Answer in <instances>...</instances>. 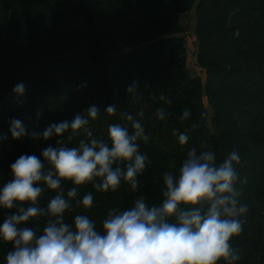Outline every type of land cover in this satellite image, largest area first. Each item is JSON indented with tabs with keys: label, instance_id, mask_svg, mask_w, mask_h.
I'll return each instance as SVG.
<instances>
[{
	"label": "trees",
	"instance_id": "obj_1",
	"mask_svg": "<svg viewBox=\"0 0 264 264\" xmlns=\"http://www.w3.org/2000/svg\"><path fill=\"white\" fill-rule=\"evenodd\" d=\"M192 3L0 0V136L6 137L0 140V190L13 178L10 166L21 155L43 161L42 150L56 147L58 140L74 146L86 139L82 131L71 142L70 130L48 140L33 138L32 132L86 116L95 105L100 116L88 127L94 137L107 139L108 125L126 124L121 113H131L149 136L139 142L149 162L138 177V190L122 183L116 192L101 193L91 184L62 182L65 195L78 187L76 199L89 192L94 197L90 209L81 205L66 211V222L87 214L101 229L111 208H130L138 196L159 205L163 173L178 168L190 148L212 150L218 161L237 150L239 178L247 179L245 184L238 180L237 187L249 211L240 217L242 233L231 241L240 255L235 264H264V0H197L193 62L200 71L194 74L187 66L186 28L179 19ZM196 72L204 74L203 85ZM18 83L26 86L19 101L13 92ZM132 85L135 93L127 91ZM134 95L138 99L132 100ZM160 95L172 103L160 101ZM109 105L117 108L112 117L105 113ZM159 107L169 113L164 121L153 115ZM185 109L191 115L181 121ZM141 110L143 117L138 116ZM13 119L23 122L28 135L12 138ZM179 133L188 135L186 145L179 143ZM202 143L206 148L201 149ZM55 194L45 189L41 206ZM16 212L0 207V225ZM37 225L42 231L44 218L29 224ZM11 249L0 241V264Z\"/></svg>",
	"mask_w": 264,
	"mask_h": 264
},
{
	"label": "clouds",
	"instance_id": "obj_2",
	"mask_svg": "<svg viewBox=\"0 0 264 264\" xmlns=\"http://www.w3.org/2000/svg\"><path fill=\"white\" fill-rule=\"evenodd\" d=\"M127 91L135 93V85ZM13 92L19 101L26 86L18 83ZM136 99L134 95L132 100ZM159 100L172 103L164 95ZM105 113L112 117L117 108L109 105ZM153 115L164 121L169 113L159 107ZM190 115L185 109L180 120ZM99 116V108L93 105L86 116L78 114L71 122L32 132L33 138L48 140L70 130L67 141L71 142L82 131L86 139L74 146L58 140L56 147L42 150L43 161L36 155H21L11 164L13 178L0 190V207L17 212L0 225V241L12 245L4 264H235L240 255L231 241L242 233L244 221L240 217L249 211L240 200L243 189L237 187L238 180L247 183L246 178H239L241 156L237 150L218 161L212 150L190 148L178 168L163 173L159 205L150 206L144 196H138L130 208H111L101 229L87 214H77L72 223L66 222V211L81 205L90 209L94 197L89 192L82 200L76 199L78 187H71L65 195L62 182L91 184L101 193L116 192L126 183L136 192L138 177L149 162L140 152L139 142L149 140L141 119L121 113L127 123L109 124L107 139H99L88 127L89 121ZM138 116L143 117L144 112ZM9 131L13 139L28 135L19 119L10 121ZM2 139L6 137L0 136ZM178 140L186 145L189 137L179 133ZM45 189L56 194L41 206ZM41 218L45 220L42 231L38 225L29 226Z\"/></svg>",
	"mask_w": 264,
	"mask_h": 264
},
{
	"label": "rangeland",
	"instance_id": "obj_3",
	"mask_svg": "<svg viewBox=\"0 0 264 264\" xmlns=\"http://www.w3.org/2000/svg\"><path fill=\"white\" fill-rule=\"evenodd\" d=\"M197 0H193L192 5L188 10H186L180 17V22L184 25L186 28V62L187 66L192 74L195 73L196 70L200 69L197 67V65L193 62L194 60V51L197 48V41L194 33V27H195V22H196V15L194 11V6ZM197 75L199 76L202 85L204 83V74L202 72H196ZM202 101L205 103V97L202 94Z\"/></svg>",
	"mask_w": 264,
	"mask_h": 264
},
{
	"label": "built area",
	"instance_id": "obj_4",
	"mask_svg": "<svg viewBox=\"0 0 264 264\" xmlns=\"http://www.w3.org/2000/svg\"><path fill=\"white\" fill-rule=\"evenodd\" d=\"M198 67V66H197ZM199 68V67H198ZM200 69V68H199Z\"/></svg>",
	"mask_w": 264,
	"mask_h": 264
}]
</instances>
